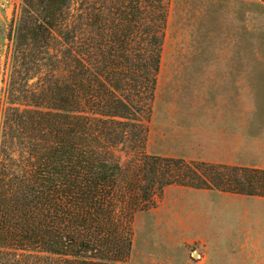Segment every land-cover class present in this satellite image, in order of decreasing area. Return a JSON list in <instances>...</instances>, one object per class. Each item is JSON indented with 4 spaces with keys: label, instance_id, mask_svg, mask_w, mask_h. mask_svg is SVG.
Returning a JSON list of instances; mask_svg holds the SVG:
<instances>
[{
    "label": "trees",
    "instance_id": "16d2710c",
    "mask_svg": "<svg viewBox=\"0 0 264 264\" xmlns=\"http://www.w3.org/2000/svg\"><path fill=\"white\" fill-rule=\"evenodd\" d=\"M195 0H22L0 132V264H130L170 186L264 197V170L146 152L169 17ZM195 16V14H194ZM116 152L134 155L123 168Z\"/></svg>",
    "mask_w": 264,
    "mask_h": 264
},
{
    "label": "rangeland",
    "instance_id": "374dc122",
    "mask_svg": "<svg viewBox=\"0 0 264 264\" xmlns=\"http://www.w3.org/2000/svg\"><path fill=\"white\" fill-rule=\"evenodd\" d=\"M21 2L0 0V132L9 35ZM195 3L206 9L202 20L197 8L173 9L169 17L146 152L212 163L234 155L238 126L243 143L256 147L264 139V0ZM239 117L241 125L233 122ZM116 155L123 168L134 158ZM233 195L167 187L154 208L135 217L130 264H264L255 252L235 251V227L238 234L249 230L235 213L255 210L256 202L246 195L233 201Z\"/></svg>",
    "mask_w": 264,
    "mask_h": 264
},
{
    "label": "crops",
    "instance_id": "0c3cea01",
    "mask_svg": "<svg viewBox=\"0 0 264 264\" xmlns=\"http://www.w3.org/2000/svg\"><path fill=\"white\" fill-rule=\"evenodd\" d=\"M235 124L241 125V117L237 118L236 121H233ZM236 130H239L238 141L234 143V155L226 156L225 158H218L212 160V163L215 164H227L233 166L241 167H250L264 170V139L260 141L261 143H256L252 146L243 143V129L241 126H238ZM246 139V138H245ZM253 148V149H251ZM255 150L257 153H255ZM243 151V152H242ZM248 152V154L246 153ZM224 200H228L230 197H223ZM245 196L243 195H233V201H243ZM251 201H255L256 205L253 206L256 209H250V211H241V213H235V215H241V224L242 227H245L246 222L248 224V232L246 233L245 228L241 229V232L238 234L237 227H235V251L241 253L245 252H255L257 253L256 257L264 259V197H250ZM222 237V236H221ZM220 237V238H221Z\"/></svg>",
    "mask_w": 264,
    "mask_h": 264
}]
</instances>
